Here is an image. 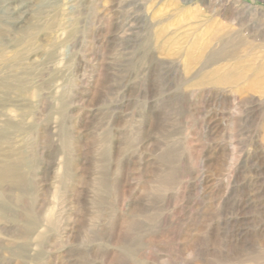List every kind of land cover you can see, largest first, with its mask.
I'll return each mask as SVG.
<instances>
[{"label": "rangeland", "instance_id": "1", "mask_svg": "<svg viewBox=\"0 0 264 264\" xmlns=\"http://www.w3.org/2000/svg\"><path fill=\"white\" fill-rule=\"evenodd\" d=\"M263 62L264 0H0V264H264Z\"/></svg>", "mask_w": 264, "mask_h": 264}, {"label": "bare ground", "instance_id": "2", "mask_svg": "<svg viewBox=\"0 0 264 264\" xmlns=\"http://www.w3.org/2000/svg\"><path fill=\"white\" fill-rule=\"evenodd\" d=\"M229 56H230V55H229ZM230 57H231V56H230ZM222 58H225V57L222 56ZM226 59H227V58H226ZM227 61H228V60H227ZM223 62H224V61H223ZM223 62H221V63L223 64ZM241 62H242V61H241ZM262 64H264V62H263ZM236 65H237V64H236ZM229 66H230V65H229ZM260 66H261V65H260ZM260 66H259V67L257 66L256 68H260V69H261ZM263 66H264V65H263ZM232 67H233V66H232ZM237 67H239V66H237ZM229 69H230V68H229ZM233 69H235V68L233 67ZM238 69H239V68H238ZM238 69H237V70H238ZM244 69H245V66L242 68V70H243V71L247 70V68H246L245 70H244ZM250 69H251V68H250ZM260 69H259V70H260ZM262 69L264 70V67H262ZM231 70H232V69H231ZM263 70H262V71H263ZM216 71H217V70H216ZM219 71H220V70H219ZM233 71H234V70H233ZM238 71H239V70H238ZM217 72H218V71H217ZM217 72H216V74L213 73V74L216 75V77L218 76V75H217ZM223 72H224V71H223ZM227 72H228V71H227ZM235 72L237 73V71H235ZM205 74H206V73H205ZM205 74H204V75H205ZM224 74H225V73H224ZM229 74H230V71H229ZM229 74L227 73L226 75L229 76ZM237 74H238V73H237ZM244 74H245V73H244ZM251 74H252V73H251ZM256 74H257V73H256ZM262 74H263V73H262ZM204 75H202V77H203ZM253 75H254V71H253ZM210 76H211V75H210ZM221 76H222V75H221ZM224 76H225V75H224ZM224 76H223V77H224ZM232 76H233V75H232ZM240 76H241V75H240ZM240 76L238 77V79H240ZM246 76H248V75H246ZM255 76H256V75H255ZM212 77L215 78V76H212ZM223 77H221V79H223ZM230 77H231V75H230L228 78L230 79ZM249 77L252 78L251 75H250ZM263 77H264V75H263ZM199 78H200V77H199ZM228 78H227L226 80H228ZM235 78H236V77H235ZM201 79H202V78H201ZM201 79H198L199 82H201ZM217 79L219 80L218 77H217ZM221 79H220V80H221ZM244 79H246V78H244ZM258 79H259V78H258ZM204 80H205V79H204ZM204 80H203V81H204ZM207 80H208V79H207ZM215 80H216V79H215ZM215 80H214V82H215ZM218 80H217V81H218ZM224 80H225V79H224ZM224 80H223V81H224ZM231 80H232V79H231ZM228 81H229V80H228ZM255 81H257V80H255ZM259 81H261V80L259 79ZM204 82H206V81H204ZM211 82H212V81H211ZM214 82H212V83L215 84ZM218 82H219V81H218ZM233 82H235V81L233 80ZM233 82H232V83H233ZM238 82H239V81H238ZM202 83H203V82H202ZM220 83H222V82L220 81ZM227 83H228V86H229V83H230V82H227ZM232 83H230V85H231ZM256 83H258V82H256ZM208 84H210V83H208ZM216 84H218V83L216 82ZM223 84H224V82H223ZM233 84H234V83H233ZM236 84H237V82H236ZM245 84H246V83H245ZM211 85H212V84H211ZM219 85H220V84H219ZM246 85H247V84H246ZM246 85H245V86H246ZM256 85H258V87L260 86L259 84H256ZM256 85H255V86H256ZM249 86H250V84H249ZM242 87H243V86H242ZM243 88H244V87H243ZM249 88H250V87H249ZM247 89H248V88H247ZM242 90H243V89H242ZM259 90H260V89H259ZM263 90H264V89H263ZM257 94H258V93H257ZM12 167H13V166H12ZM7 171H8V170H7ZM13 171H14V170H13ZM0 181H1V180H0Z\"/></svg>", "mask_w": 264, "mask_h": 264}]
</instances>
